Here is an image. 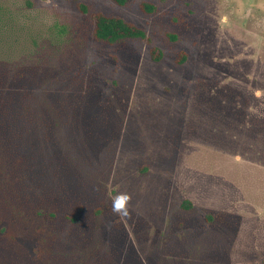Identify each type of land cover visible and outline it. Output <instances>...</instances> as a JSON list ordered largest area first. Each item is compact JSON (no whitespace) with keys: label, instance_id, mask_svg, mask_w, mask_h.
Here are the masks:
<instances>
[{"label":"rangeland","instance_id":"rangeland-1","mask_svg":"<svg viewBox=\"0 0 264 264\" xmlns=\"http://www.w3.org/2000/svg\"><path fill=\"white\" fill-rule=\"evenodd\" d=\"M0 264H264V0H0Z\"/></svg>","mask_w":264,"mask_h":264},{"label":"trees","instance_id":"trees-1","mask_svg":"<svg viewBox=\"0 0 264 264\" xmlns=\"http://www.w3.org/2000/svg\"><path fill=\"white\" fill-rule=\"evenodd\" d=\"M66 1H80V0H66ZM119 7H125L130 0H111ZM166 2L167 0H159ZM84 12H87V8L80 5ZM141 10L147 14H154L157 11V6L149 3H143ZM93 21L95 23L94 37L99 42H105L109 44H116L125 40H142L147 44H151L152 40L147 33L137 25L126 21L120 17L108 16L103 13H94ZM152 55L156 61H160L163 58L162 52L158 48L152 49ZM183 60L186 59V54H183Z\"/></svg>","mask_w":264,"mask_h":264},{"label":"clouds","instance_id":"clouds-1","mask_svg":"<svg viewBox=\"0 0 264 264\" xmlns=\"http://www.w3.org/2000/svg\"><path fill=\"white\" fill-rule=\"evenodd\" d=\"M131 197L126 192L118 193L112 199V212L119 217H128L130 215Z\"/></svg>","mask_w":264,"mask_h":264}]
</instances>
